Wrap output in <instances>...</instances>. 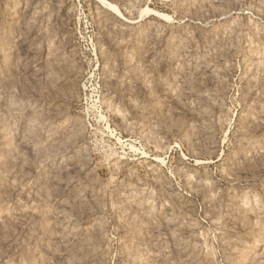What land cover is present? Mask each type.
<instances>
[{
    "label": "rangeland",
    "instance_id": "374dc122",
    "mask_svg": "<svg viewBox=\"0 0 264 264\" xmlns=\"http://www.w3.org/2000/svg\"><path fill=\"white\" fill-rule=\"evenodd\" d=\"M0 264H264V0H0Z\"/></svg>",
    "mask_w": 264,
    "mask_h": 264
},
{
    "label": "bare ground",
    "instance_id": "6f19581e",
    "mask_svg": "<svg viewBox=\"0 0 264 264\" xmlns=\"http://www.w3.org/2000/svg\"><path fill=\"white\" fill-rule=\"evenodd\" d=\"M105 1V0H104ZM102 2H103V0H102ZM112 5V7L111 8H113L114 9V11L116 12V13H119L120 12V10L118 9V7L117 6H115V5H113V4H110V6Z\"/></svg>",
    "mask_w": 264,
    "mask_h": 264
}]
</instances>
